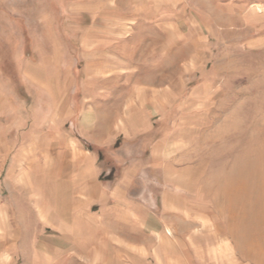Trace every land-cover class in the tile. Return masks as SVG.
<instances>
[{"label":"rangeland","instance_id":"374dc122","mask_svg":"<svg viewBox=\"0 0 264 264\" xmlns=\"http://www.w3.org/2000/svg\"><path fill=\"white\" fill-rule=\"evenodd\" d=\"M58 94L96 196L141 209V264H264V0H0V99L32 122Z\"/></svg>","mask_w":264,"mask_h":264},{"label":"crops","instance_id":"0c3cea01","mask_svg":"<svg viewBox=\"0 0 264 264\" xmlns=\"http://www.w3.org/2000/svg\"><path fill=\"white\" fill-rule=\"evenodd\" d=\"M52 98V109L39 106L32 122L19 110L22 105L0 99L6 187L4 199L0 197V264H141L149 255L138 244L145 231L141 209L125 208L122 186L112 192L118 204L96 196L94 163L65 128L67 123L73 127L71 103L62 94ZM108 104L100 99L85 104L81 134L106 125L101 110ZM170 235L158 236L159 248L171 246ZM153 253L160 261L161 252Z\"/></svg>","mask_w":264,"mask_h":264}]
</instances>
